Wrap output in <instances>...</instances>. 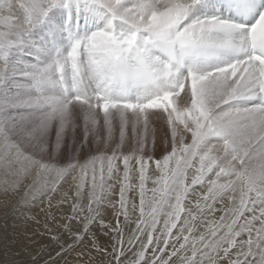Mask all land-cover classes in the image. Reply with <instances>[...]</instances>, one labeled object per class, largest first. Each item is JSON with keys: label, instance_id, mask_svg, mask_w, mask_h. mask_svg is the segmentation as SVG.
<instances>
[{"label": "snow or ice", "instance_id": "6c2138e0", "mask_svg": "<svg viewBox=\"0 0 264 264\" xmlns=\"http://www.w3.org/2000/svg\"><path fill=\"white\" fill-rule=\"evenodd\" d=\"M0 172L31 264H264V0H0Z\"/></svg>", "mask_w": 264, "mask_h": 264}, {"label": "bare ground", "instance_id": "6f19581e", "mask_svg": "<svg viewBox=\"0 0 264 264\" xmlns=\"http://www.w3.org/2000/svg\"><path fill=\"white\" fill-rule=\"evenodd\" d=\"M4 179L2 172H0V181ZM5 206L4 197L0 194V264H31V256L29 250L35 248L39 240L30 241L27 236L31 232V228L24 230V228L17 223L13 227L14 217L9 214ZM8 235L14 241L13 250L6 251L4 246V236Z\"/></svg>", "mask_w": 264, "mask_h": 264}, {"label": "rangeland", "instance_id": "374dc122", "mask_svg": "<svg viewBox=\"0 0 264 264\" xmlns=\"http://www.w3.org/2000/svg\"><path fill=\"white\" fill-rule=\"evenodd\" d=\"M69 131L71 132V129ZM99 131H100V135L102 137L103 136V130H102V128ZM76 135H77L78 138H82V136H83V121L82 120H80L78 122V124H77V127H76ZM158 136H159V134H158ZM53 138H54V132H53ZM158 143H159V139H158ZM156 155L157 156L160 155V150L157 151ZM6 208L8 210H10L8 207H6Z\"/></svg>", "mask_w": 264, "mask_h": 264}]
</instances>
